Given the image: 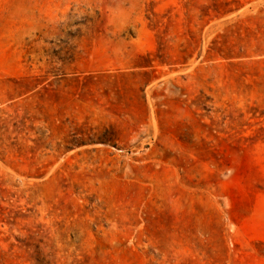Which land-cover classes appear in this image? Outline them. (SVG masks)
Instances as JSON below:
<instances>
[{
    "label": "rangeland",
    "instance_id": "obj_1",
    "mask_svg": "<svg viewBox=\"0 0 264 264\" xmlns=\"http://www.w3.org/2000/svg\"><path fill=\"white\" fill-rule=\"evenodd\" d=\"M0 264H264V0H0Z\"/></svg>",
    "mask_w": 264,
    "mask_h": 264
}]
</instances>
